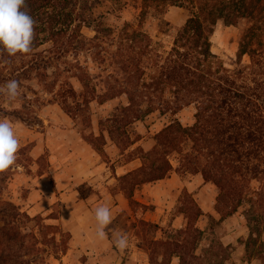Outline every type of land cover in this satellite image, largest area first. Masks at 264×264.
Segmentation results:
<instances>
[{"label": "rangeland", "instance_id": "obj_1", "mask_svg": "<svg viewBox=\"0 0 264 264\" xmlns=\"http://www.w3.org/2000/svg\"><path fill=\"white\" fill-rule=\"evenodd\" d=\"M167 2L153 0L145 8L143 0H70L57 12L69 16L43 13L34 18L30 54L8 56L0 48V85L10 79L27 82L19 107L6 106L0 97V116L13 120L22 145L18 167L0 172V255L9 260L6 264H180L178 254L166 252L163 243L184 242L187 219L178 209L185 198L187 203H204L203 194L212 198L213 206L196 222L202 233L190 245L196 257L188 264H264V173L251 180L241 205L229 216L231 205L220 201L221 191L213 182L191 195L178 193L172 206L165 202L155 211V205L138 201L139 187L137 202L150 209L132 204L134 219L125 217L122 227L115 226L128 233L130 246L116 249L112 228L107 230L109 246L103 247L96 235L94 209L120 187L103 177L96 183V176L104 168L115 174L139 145L150 150L155 136L175 121L196 124L197 104L177 114L167 110L164 102H175L180 93L178 86L163 84L162 71L180 29L198 11ZM243 27L223 20L215 26L212 52L231 70L240 62L250 63L248 55L240 56ZM56 31L61 35L55 41ZM63 43L66 48L59 52ZM123 60L129 66H122ZM132 97L139 98L138 108L145 112L128 125L131 115L123 110ZM122 119L117 127L131 140L141 139L132 146L120 144L110 133ZM101 135L105 140L95 144H102L105 157L92 144ZM183 149L171 155L172 173L183 181L201 176L181 169L184 157L192 153L205 162L210 156L203 157L192 141ZM177 216L181 219L175 226ZM79 225L84 230L75 228ZM139 255L145 259L138 260Z\"/></svg>", "mask_w": 264, "mask_h": 264}, {"label": "trees", "instance_id": "obj_2", "mask_svg": "<svg viewBox=\"0 0 264 264\" xmlns=\"http://www.w3.org/2000/svg\"><path fill=\"white\" fill-rule=\"evenodd\" d=\"M163 1H168L167 4L174 6L188 5L198 11L180 29L170 53L169 65L163 67L162 71L166 79L163 84L178 86L180 93L175 102H164L168 105L167 110L177 114L185 107L197 104L196 124L183 126L181 122L175 121L155 136L156 144L150 150L137 146L135 150L139 152L135 154L133 150L129 161L140 159L142 166L118 177L119 186L131 205L137 203L148 209L149 206L135 200V190L143 184L169 177L174 170L171 155L182 153L183 145L192 141L196 151L203 157L210 156L211 161L203 162L199 156L194 157L191 153L185 155L180 167L194 174L201 173L207 183L213 182L221 191L220 201H227L231 205V211L227 214L229 216L241 205L251 180L258 179L264 173V0ZM26 2L33 18L42 16L43 13H46V16H69L67 13L57 12L59 8L66 9L70 0ZM143 2L144 7L149 8L153 0ZM52 8L54 11L48 13ZM220 20L229 26L238 27L244 24L240 39V56L250 57L248 65L240 62L238 68L228 69L212 52V37ZM53 34L55 41L61 35L57 31ZM65 48L63 43L59 52ZM127 63V60H123L121 64L124 66ZM139 103V98L132 97L129 108L123 110L128 112L126 116L131 115L126 124L130 125L139 120L145 112L138 108ZM151 111L146 110V113ZM132 119L133 121L129 122ZM122 121L124 120L116 121V125L111 129L112 138L122 145L132 146L141 139L131 140L126 132L118 128ZM101 139L105 140L103 135L93 138L92 144L105 157L102 144H95ZM206 149L208 152L205 153ZM253 162L257 163L250 167ZM256 194L258 200H261V192ZM185 201H182V206L178 209L187 219V226L183 231L186 233L184 242L163 243L166 252L167 249H172V252L178 254L180 264H188L190 257H196L192 254L190 245L195 241L197 234L202 233V230L196 227V222L204 214L193 199L190 204ZM11 209L15 210V207L11 206ZM8 261L0 255V264H6Z\"/></svg>", "mask_w": 264, "mask_h": 264}, {"label": "clouds", "instance_id": "obj_3", "mask_svg": "<svg viewBox=\"0 0 264 264\" xmlns=\"http://www.w3.org/2000/svg\"><path fill=\"white\" fill-rule=\"evenodd\" d=\"M37 21L27 9L26 0H0V48L8 56L30 54L36 38ZM26 81L10 79L0 85V97L6 106L19 107L23 86ZM22 147L15 132V124L8 116H0V172L18 167V153ZM96 235L100 240L109 238L107 231L112 226L114 247L120 251L130 246V237L124 230L117 231L114 226L112 210L107 204L94 209Z\"/></svg>", "mask_w": 264, "mask_h": 264}, {"label": "crops", "instance_id": "obj_4", "mask_svg": "<svg viewBox=\"0 0 264 264\" xmlns=\"http://www.w3.org/2000/svg\"><path fill=\"white\" fill-rule=\"evenodd\" d=\"M140 166H142V161L140 159H135L134 161H128L124 165L120 166L121 170L118 169V171H116L115 174L108 172V169L104 168L103 172L99 173L96 176L95 181H96V183H99V181H101V179L103 177L104 179H107L108 181L114 180L115 183H117V185H119L118 177H122V176L128 174L129 172L139 168ZM201 185H204L205 187H209V185H210V183H207L204 180L202 175L196 176V177H194L188 181H183L182 178L180 176H178L176 173H174V174L172 173L166 179L156 181L153 183H149V184H143V185L139 186L140 188L142 187V191H141V189L139 190L138 189L139 187H138L137 192H138L139 197L137 198V196H135V194H134V198L136 201L138 199V201L147 202V204L151 203L150 205H153V206L155 205V207L157 206V208L154 207V211H155V210H159V208L162 205H166L165 202H169V204H171V206H172V202L174 200V197H177L178 193L188 192V193L192 194L195 191H197ZM205 187H204V189H201L202 192H204ZM202 194L203 193H201V195ZM203 196H204L203 197L204 203H201L199 205L203 211H209V209H211V207L213 206L212 198L207 196L206 194H203ZM169 199L171 201H168ZM148 200H151V202H149ZM101 204H107L108 207L112 210V214L114 217L113 223H114V226H116V227H120L121 224H123V222L126 223V221H124L125 217H126L127 221H131L132 219H134L132 216V215H134V211H133L131 202L126 197V194L121 190L120 187L118 188V190L109 192L108 195H106L102 199ZM171 206H169V207H171ZM150 212H153V211H149L147 214H149ZM180 219H181V217L177 216V220L174 222L173 225L176 226ZM125 223H124V225H126ZM93 224H95V223H93ZM85 226H86V228H89V225H85ZM95 227H96V225H95ZM126 227L128 228V226H126ZM75 228H80V229L82 228V230H84L85 227L82 225L81 226L79 225ZM109 228H112V226H110ZM132 229H134V228L132 227L130 230H132ZM110 241H111L110 238H106L104 240L99 241V243L102 244L103 247H105L104 245H107V246L110 245ZM141 259H145V258L142 255H139L138 260H141ZM138 264H140V263H138Z\"/></svg>", "mask_w": 264, "mask_h": 264}]
</instances>
